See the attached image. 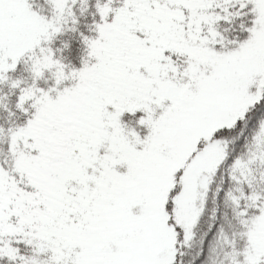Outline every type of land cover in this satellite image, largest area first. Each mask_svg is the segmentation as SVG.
Instances as JSON below:
<instances>
[{"label": "snow or ice", "instance_id": "6c2138e0", "mask_svg": "<svg viewBox=\"0 0 264 264\" xmlns=\"http://www.w3.org/2000/svg\"><path fill=\"white\" fill-rule=\"evenodd\" d=\"M0 264H264V0H0Z\"/></svg>", "mask_w": 264, "mask_h": 264}]
</instances>
